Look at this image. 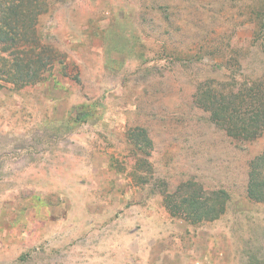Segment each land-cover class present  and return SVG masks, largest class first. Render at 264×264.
I'll return each mask as SVG.
<instances>
[{"label": "rangeland", "instance_id": "1", "mask_svg": "<svg viewBox=\"0 0 264 264\" xmlns=\"http://www.w3.org/2000/svg\"><path fill=\"white\" fill-rule=\"evenodd\" d=\"M37 27L66 68L0 79V264H264V202L246 195L264 131L232 140L194 102L201 81L264 78V0H67ZM79 103L95 117L73 122ZM189 179L228 192L219 217L167 211L163 189Z\"/></svg>", "mask_w": 264, "mask_h": 264}, {"label": "trees", "instance_id": "2", "mask_svg": "<svg viewBox=\"0 0 264 264\" xmlns=\"http://www.w3.org/2000/svg\"><path fill=\"white\" fill-rule=\"evenodd\" d=\"M66 1L0 0V47L11 58L6 63L5 56L0 57V79L4 83L16 87L35 85L46 80L56 66L66 68V55L37 27L42 13ZM177 55L183 56L182 52ZM229 60L231 63L233 58L229 57ZM232 80L228 86L216 80L215 83L199 82L195 87L194 102L209 113L210 122L229 138L239 142L252 141L264 131V78L243 82L236 78ZM72 109L76 111L72 119L75 123L95 117L90 103H79ZM129 129L132 151L148 156L152 141L147 129L143 126ZM147 162L144 165L150 166ZM136 163L140 167L138 159ZM162 195L163 204L171 215L192 223L219 217L229 198L224 188L206 190L191 179L181 182L173 191L163 189ZM246 195L254 202H264V149L248 161Z\"/></svg>", "mask_w": 264, "mask_h": 264}]
</instances>
